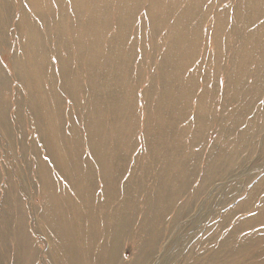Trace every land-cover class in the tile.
<instances>
[{
	"label": "bare ground",
	"instance_id": "bare-ground-1",
	"mask_svg": "<svg viewBox=\"0 0 264 264\" xmlns=\"http://www.w3.org/2000/svg\"><path fill=\"white\" fill-rule=\"evenodd\" d=\"M102 1V7L92 10L88 8L84 13L83 26L77 27L78 13L72 11L73 15H69L65 9L76 8L80 0H0V131L9 142L11 152L18 157V170L21 171L20 180L15 182L7 177L0 190V264H152L157 252L156 246L164 236L161 228L153 229L155 209L163 211L165 205L172 207L177 204L179 196L175 189L183 185L175 184L177 176L190 179L198 173L196 156L191 150L195 144L191 140L184 141V129L179 128L180 122L187 120L188 125L190 122L199 135L200 141L207 137L206 101L200 94H195L194 84L191 82L194 81L193 78H189L187 82L180 80L186 69L182 75L176 74L180 51L182 48L188 49L189 45L184 43L182 37L174 38L176 51L164 66V73L171 82H160L158 92L153 90L152 83L148 85L146 90L149 98L155 94L152 103L154 106L152 115L141 121V104L137 107L131 94L134 90L116 84V74L111 73L119 58L117 55L109 60L105 58L118 54L120 43H126L123 38L127 32L125 21H133L138 15V34L141 32L139 14L142 10L147 20L143 24L155 29L161 27L162 16L158 0L144 8L138 3L141 0H134L129 7L124 5L127 0H120L119 7L118 4L115 7L110 4L111 0ZM258 5L259 1L254 7L255 12L261 9ZM26 6L30 9L27 10ZM231 9L236 18L240 14L239 9ZM110 10L116 17L114 20L111 19ZM31 13H34L33 17ZM229 14L230 10L224 13L220 24L225 21L229 24L227 19L230 22L232 18ZM68 20L71 26H67ZM11 27L14 28L13 32ZM220 30L221 26H218L217 33ZM113 32L116 35L119 33V39ZM128 36L129 34L125 37ZM9 38L16 42L13 46L14 54L9 56L10 66L9 59L1 51ZM104 44L109 51L103 50ZM221 47L218 41L214 53L207 55V61H211L213 57L218 63ZM37 48L40 51L35 52ZM59 48L65 51L64 56L59 55ZM169 65H172L171 69ZM214 66L212 75H215L216 81L219 69ZM124 73L128 74L127 71ZM11 75L23 82L24 89L28 91L26 99L16 96L14 102H10L8 77ZM43 77H47L48 85L41 83ZM173 82L175 88L170 87ZM166 84L168 87H164ZM45 86H48L47 89ZM82 98L86 104H83ZM191 101L197 102L195 116L189 109ZM222 106L224 107L223 102ZM220 107L219 111L222 112ZM250 107V101L245 100L241 108L231 111L230 115L224 112L226 116L221 114L224 119L221 125L226 121H230V124L226 128L222 126V135L217 141H227L244 124V135L238 134L234 138L241 136V146L243 142L247 143L245 150L250 152L253 132L243 118ZM9 111H13V118ZM203 113L205 116L202 118ZM162 120L164 125L160 129ZM27 122L28 125L29 122L34 125L36 132V138L29 148L23 137ZM261 126H264L263 120ZM216 142L211 146L209 159L205 162L209 181L227 175L240 162L236 164L234 158L240 152L228 145L219 147ZM230 142L234 143L232 140ZM134 149L137 158L133 162L129 154ZM59 153L67 155L68 160L59 158ZM29 155L33 158L29 159ZM80 164L82 168L80 166L78 170L76 167L75 175L80 176L81 182L78 180L72 184L71 176L74 171L71 165ZM119 164L126 165L122 166L124 170L122 167L120 170ZM131 164L133 166L128 169ZM23 168L26 170L24 173ZM213 170L217 171L211 177L210 172ZM127 172L131 175L126 176ZM219 172H222L221 176H218ZM3 177L4 170L0 174V184ZM85 177L90 182L83 180ZM60 178H63L65 184ZM20 184L24 196L18 192ZM97 187H100L98 189L102 195L91 200L93 205L90 204L86 215L76 214L80 208H85L90 203L88 198H81L80 190L90 189L95 195ZM34 188L40 198L41 211L37 215L25 197L27 194L30 198L32 192H36ZM68 191L76 194L69 198L66 196ZM171 191H175V194L171 195ZM263 194L264 189L258 183L235 210H249L254 204L252 201H256L260 195L259 206L256 208L258 215L251 222L264 225ZM192 198L187 201V205L193 204L195 196ZM66 206L69 210L65 209ZM95 208L105 209L95 223L100 232H96L95 226L93 227ZM140 209L144 213L143 222H152L150 228V225L145 224L148 226L145 230L148 242L134 248L132 256L124 259L121 248L134 236L130 232L134 219L138 218L141 222L138 216ZM65 211L71 212L72 216L78 215L77 218L84 221L80 223L79 230L74 227L75 217H72V221L67 219ZM179 217L181 215H175V221ZM36 218L39 230L35 225L28 227L30 220ZM100 223L103 224L102 228ZM248 223L244 219L239 229L253 228V225L247 226ZM37 232L43 236V242L48 238L47 251H43L45 245L39 248L41 242L33 240L32 235L35 237ZM260 232L264 238V229ZM54 238L59 240L57 248H54ZM12 239L17 241V246L10 245ZM139 241L143 242L141 236ZM83 242L87 245L85 250L77 248ZM99 243V249H91ZM163 254L157 258L158 262ZM193 256L185 255L181 264H186L185 259Z\"/></svg>",
	"mask_w": 264,
	"mask_h": 264
},
{
	"label": "rangeland",
	"instance_id": "rangeland-1",
	"mask_svg": "<svg viewBox=\"0 0 264 264\" xmlns=\"http://www.w3.org/2000/svg\"><path fill=\"white\" fill-rule=\"evenodd\" d=\"M155 1L141 0L138 3L144 8ZM195 1L198 0H158L159 13L162 16V25L156 29L153 26L143 24L147 20L144 16L145 12L142 10L139 14L141 16V32L138 34L139 22L136 21L138 15L133 21H125L127 32L123 38L126 40V43L124 44L123 41L120 43V52L118 54L115 53V55L113 54L105 58L109 60L116 55L119 58L118 64H115L116 66L113 67V72L111 73L116 74V84L122 85L126 89L130 88L134 90V93H131L134 96V103L137 107L141 104V121H145L152 115L151 110L154 106L152 103H154L155 99V94L151 99L149 98L146 89L152 83L153 90L158 92L160 90V82L164 83L166 80L171 82L170 78L164 73L166 71L164 66L167 64V59L176 51L174 44L176 40L174 38L182 37V40L185 44L189 45V48H182L180 51L178 58L180 62L178 63L176 74L182 75V72H185L186 69L185 75L183 74L180 80L187 82L189 78H193L194 81L191 82L194 84L195 94L197 96L200 94L206 101L205 130L207 131V137L204 140H199V135L193 130L190 122V125H188L187 120L180 122L179 128L184 129L183 140L186 142L191 140L195 144L191 147V150L196 156L198 173L190 179H182L177 176L175 178V184L177 186L183 184L182 187L175 189L179 196V200L176 201L177 204L172 207L165 205L163 211L160 208L155 209L154 217H156V220L153 229L161 228L164 236L160 238L158 246H156L157 252L154 254L152 264H181L185 255L187 257L190 254L194 256L193 258L185 259L187 261L186 264H264V238L261 237V232L259 233L261 229H264V225L251 222V219L258 215L256 208L259 206L260 195H258L256 201H252L254 204L249 210L244 212L235 210L237 205L241 204L247 198L249 192L258 183H261L264 189V126H261V120L264 121V0H201L198 3ZM258 1V7L260 6L259 8L261 9L255 12L254 7ZM94 2L93 0H80L76 4V8L70 9L67 7L68 10L65 9V11H68L69 15H73L72 11L75 14L78 13L77 27H82L85 19L84 13L88 11V8L92 10L102 7L103 1L95 0ZM125 2L124 5L129 7L130 4L134 3V0H127ZM120 3V0L110 1V4L114 7L117 4L119 7ZM96 4L98 7H95ZM232 7L235 10L237 8L239 9L238 12L240 14L236 18H234L235 15L232 12ZM26 8L27 10L30 9L28 6ZM190 10L192 13H190ZM229 10L232 17L231 21L229 22L227 19L229 24L226 21L224 24H220V20L224 18V13ZM110 12L111 19L114 20L116 17L112 14L111 10ZM33 14L31 13L32 17ZM14 20H16V17H14ZM67 23V26H71L70 20ZM218 26H221L219 33H217ZM10 30L13 32L14 28L11 27ZM127 34L129 36L125 37ZM113 35L119 39L118 32L117 35L116 32H113ZM218 41L222 46L219 51L220 56L217 57L218 63L213 60V57H211V61H207L209 59L207 55L214 53ZM15 45L16 42H14V39L9 38L1 49L3 56L9 59V66L11 64L9 56H13L15 51L13 46ZM105 45L102 48L107 52L109 50ZM36 51L40 50L37 48L35 49ZM132 51L133 53H131ZM58 53L61 56L65 55V51L62 48L58 49ZM213 66L219 69V78L216 81H214L215 75H212L214 72ZM168 67L171 69L172 65ZM124 71H127L128 74L126 75ZM8 78L10 80V102H14L16 96L26 99L28 91L24 89L23 82L13 75ZM41 83L48 85L47 77L41 78ZM174 85L175 83L173 82L170 87L175 88L176 86ZM47 87L45 86L46 89ZM164 87H168V84ZM126 94L129 95V93ZM220 95H222V98H220ZM245 100H249L251 106L250 110L245 115L243 114L245 123L251 127L253 132L251 133L253 143L250 152L245 150L247 148L246 145H248L247 143L243 142V146H241L242 142L240 140L241 136L244 135V124L241 128L236 129L235 133L227 141H217L222 135V126L226 128L230 124V121H226L221 125L222 120H224L221 114L224 112L230 115L232 113L231 111L234 112L237 108H241ZM222 102L224 107L222 106ZM83 104H86L84 99ZM189 107L191 113L195 116L197 102L191 101ZM219 107L222 108V112L219 111ZM224 113L223 115L226 116ZM9 114L13 118V111H9ZM204 116L203 113L202 118ZM163 123L164 120L159 125L160 129L163 128ZM30 124L29 122L28 125L27 122L24 127L25 131L23 132L27 148L30 147L36 138V132L33 129L34 125L32 126ZM140 125L143 124L141 123ZM238 134H241V136L237 139L234 138ZM230 140L234 143L232 144ZM215 142L219 147H226L228 145L231 149L240 152V155H235L234 157L236 164L240 162L227 175H223L220 179L215 178L209 181L206 176L207 169L205 166L207 165L205 162L208 161L209 150ZM135 151L134 149L131 153L129 152L130 154L128 153L133 162L137 158V152ZM59 154V158L68 160L67 155ZM0 156L2 160L0 161V174L4 170V177L0 184L1 190L7 177L16 182L20 180L21 176V171L18 170V157L11 152L9 142L6 141L4 133L1 131ZM28 157L29 159L33 158L32 155ZM138 157H141V155H138ZM71 166L74 171V175L71 176L73 184L75 181H80V176L78 174L75 175L77 173L75 169L78 167L77 169L79 170L81 164ZM119 166L121 170L123 164H119ZM132 166L133 164L128 169ZM123 167H126V165ZM123 167L122 170H124ZM23 170L24 173L26 170L25 168ZM216 171L213 170L210 172L211 177L214 176ZM128 175L129 172H127L126 176ZM221 175L222 172H219L218 176ZM87 177L83 178V180H89ZM60 180L65 184L63 178H60ZM147 183H149L148 180ZM21 188L20 184L18 192L21 196H24ZM98 188L100 187H97V191L94 192L95 195L92 193L93 190H85V188L80 190L81 198H88L90 201L88 205H93L91 200L98 199L102 195ZM34 189L36 192H32L33 195L30 198L27 194L25 197L34 207L37 215L41 211L40 198L36 195L38 194L36 188ZM75 194V192L70 193L68 191V195L66 194V196L70 198L74 197L71 195ZM174 194L175 191H171V195ZM193 196H195L193 204L187 205V201H191ZM189 197L191 198L189 199ZM1 198L2 193H0V203ZM25 205L29 208L28 204L25 203ZM88 205L85 208H80L76 214L79 216L86 215L91 207V205ZM104 210L103 208H95L93 227L95 226L96 232H100V229L95 223L100 219V214ZM65 212L64 214L67 219L72 221V217H75L74 227L76 228L75 230H79L81 228L80 223L84 221L77 218L78 215L72 216L71 212ZM143 215L144 213L140 209L138 216L141 222L137 218L130 225V232L134 236L131 237L132 240H127L126 244L124 243V246L121 248V255L124 259L132 256L134 248L141 244H147L148 242L145 235L147 232L145 230L148 227L145 224L148 221L143 222ZM175 215H181V217L175 221L177 219L174 218ZM244 219L250 223L247 226L253 225V228L239 229V225ZM36 220L37 218L30 220L28 227L34 225L36 227L38 225V221ZM151 223L147 224L150 225L148 228L152 226ZM100 225L102 228L103 224L100 223ZM38 228L37 226L36 229L39 230ZM135 232L139 234L137 233L136 236ZM35 235V237L32 235L33 240L35 242H41L38 245L39 248L45 245V250L43 251H47L49 244L48 238L43 242V236L40 233L37 232ZM89 236L92 235L90 234ZM140 236L143 242L139 241ZM134 238L136 239L134 240ZM253 238L256 240L253 241ZM58 242L59 240L55 239L57 245L55 244L54 248L59 246ZM249 243H252V245ZM83 244L77 248L85 250L87 246L86 242H83ZM10 245L17 246V241L15 239L10 240ZM96 245L91 249L96 251L101 246V243ZM162 254L163 258L159 259L158 262L157 258Z\"/></svg>",
	"mask_w": 264,
	"mask_h": 264
}]
</instances>
